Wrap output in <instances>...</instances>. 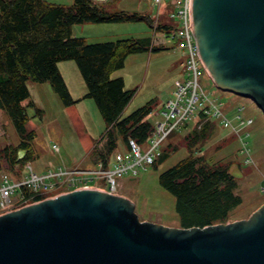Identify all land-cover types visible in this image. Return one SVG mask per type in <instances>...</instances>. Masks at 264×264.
Returning a JSON list of instances; mask_svg holds the SVG:
<instances>
[{"label": "water", "instance_id": "obj_1", "mask_svg": "<svg viewBox=\"0 0 264 264\" xmlns=\"http://www.w3.org/2000/svg\"><path fill=\"white\" fill-rule=\"evenodd\" d=\"M190 26L217 88L264 113V0H190ZM0 264H264V204L244 219L170 227L141 220L125 195L68 191L0 214Z\"/></svg>", "mask_w": 264, "mask_h": 264}, {"label": "trees", "instance_id": "obj_2", "mask_svg": "<svg viewBox=\"0 0 264 264\" xmlns=\"http://www.w3.org/2000/svg\"><path fill=\"white\" fill-rule=\"evenodd\" d=\"M91 1L73 0L67 5L46 0H0V111L22 137L17 144L0 147V172H12L15 165L29 162L33 152L31 143L26 140L33 137L26 128L27 108L35 105L30 98L28 81L49 82L66 105L76 102L58 66L65 60L77 63L87 86L86 97L95 100L106 122L107 141L103 148L94 146L93 161L101 159L107 164L119 141L130 149L131 139L142 144L152 137L154 126L148 117L159 102L156 98L150 99L125 115L136 88L127 89L124 78L113 74L125 66L130 55L170 47L156 45L152 36L91 43L86 37L75 36L74 26L87 22L145 21L150 28L156 27L157 32L167 36L177 27L174 23L160 22L147 12L111 10L110 2L93 5ZM173 2H166L168 12ZM25 100L28 102L23 105ZM199 123L197 119L183 142L165 145L153 164L157 168L183 144L187 148V156L159 176L161 186L176 198L181 227L227 222L243 203L236 193L238 180L231 172L232 162H209L203 153L216 124L208 121L199 127ZM19 149H27L28 153L17 161ZM4 165L6 168L2 170ZM23 190L27 192L26 188Z\"/></svg>", "mask_w": 264, "mask_h": 264}, {"label": "rangeland", "instance_id": "obj_3", "mask_svg": "<svg viewBox=\"0 0 264 264\" xmlns=\"http://www.w3.org/2000/svg\"><path fill=\"white\" fill-rule=\"evenodd\" d=\"M46 1L67 5L73 2V0ZM167 1L169 0H164L162 4L159 19L160 22L171 24L175 21L165 8ZM109 8L147 12L155 19L158 14V5H155L153 0H114L109 3ZM74 34L86 37L91 43L152 36L156 45L170 47L158 52H141L130 55L125 66L113 74L114 77L124 78L127 89L136 88V93L126 108L125 115L130 114L148 100L157 99L159 106L148 117L155 125L156 121L161 118L156 113L163 110L164 102L173 97L177 86L187 77L183 65L184 54L181 50L172 47L173 40L164 32L158 31L155 34L154 29L150 28L145 21L75 24ZM58 66L72 98L76 100L74 104L66 105L49 82L28 81L30 98L35 105L27 108L29 118L26 128L33 137H27L26 140L31 143L33 149L29 162L38 173H44L52 166H94L91 152L97 139L106 129V122L95 100L86 97L87 86L77 63L74 60H65L59 62ZM206 77L209 79L206 85L210 91H216L213 98L225 103L230 114L245 106L242 111L244 116L255 119L249 138L254 157L253 163H246L245 157L239 151V140L230 129L222 127L217 122L203 149L209 162H232L231 172L238 180L236 193L242 197L243 203L232 212L229 221L248 218L264 204V113L251 99L223 91L217 88L215 83L213 84L214 81L210 74ZM26 104L27 101L24 102V105ZM195 122L196 119H191L188 127H183L173 133L164 144L183 142L185 135L195 126ZM20 140L22 137L14 124L9 122L7 116L0 111V147L9 143L17 144ZM55 144L59 147L58 151L53 147ZM149 146V141L142 143V151L145 152ZM118 151H127L125 144L121 141H119L116 152ZM187 154V148L183 144L157 168L150 165L141 170L134 179L132 177L123 179L120 194L129 197L135 203L136 212L141 220L158 222L170 227L181 226L180 217L176 211V198L161 186L159 176L185 158ZM5 168L6 165L2 170ZM17 194L18 191L13 194V197Z\"/></svg>", "mask_w": 264, "mask_h": 264}, {"label": "built area", "instance_id": "obj_4", "mask_svg": "<svg viewBox=\"0 0 264 264\" xmlns=\"http://www.w3.org/2000/svg\"><path fill=\"white\" fill-rule=\"evenodd\" d=\"M110 0H92L93 5ZM158 5V14L164 0H153ZM157 14V15H158ZM170 17L174 19L177 29L169 37L176 43V48L184 54L187 77L177 86L173 97L163 104V110L154 125L150 137L149 148L143 152L141 145L131 139V148L126 152H116L113 159L105 164L102 160L92 168L76 166H52L44 173H38L30 163L24 166V174L20 166L15 171L22 173L20 179H13L9 174L0 176V213L9 212L30 202L55 196L64 192L82 188L95 187L114 194L120 193L122 180L125 177H137L141 170L153 165L161 155L164 142L173 131L180 130L191 119L200 117L201 125L206 121L218 122L222 127L230 129L240 142V153L246 163H253V151L249 138L254 118L242 113L244 107L230 114L225 103L213 98L216 91H210L206 83L209 75L198 51L195 34L190 26V0H174ZM106 135L98 140V146L106 142ZM55 150L59 147L53 145ZM26 188L27 192L23 189ZM18 191V194L13 197Z\"/></svg>", "mask_w": 264, "mask_h": 264}, {"label": "crops", "instance_id": "obj_5", "mask_svg": "<svg viewBox=\"0 0 264 264\" xmlns=\"http://www.w3.org/2000/svg\"><path fill=\"white\" fill-rule=\"evenodd\" d=\"M132 179V178H131Z\"/></svg>", "mask_w": 264, "mask_h": 264}]
</instances>
